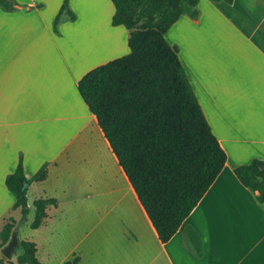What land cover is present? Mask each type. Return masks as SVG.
<instances>
[{
  "label": "crops",
  "instance_id": "obj_1",
  "mask_svg": "<svg viewBox=\"0 0 264 264\" xmlns=\"http://www.w3.org/2000/svg\"><path fill=\"white\" fill-rule=\"evenodd\" d=\"M14 1L12 12L0 7V232L21 218L5 187L21 156L26 179L46 169L27 187L29 211L17 232L34 243L38 264H264V203L234 174L264 162V0H198L197 18L181 16L164 34L226 154L167 243L78 91L87 72L129 53V31L111 25V1L67 0L75 19L63 14L58 34L53 21L63 0ZM94 4L98 18L90 21L85 9ZM105 14L104 43L91 48L88 27ZM39 199L56 206L47 204L33 229ZM20 254L7 261L17 264Z\"/></svg>",
  "mask_w": 264,
  "mask_h": 264
},
{
  "label": "trees",
  "instance_id": "obj_2",
  "mask_svg": "<svg viewBox=\"0 0 264 264\" xmlns=\"http://www.w3.org/2000/svg\"><path fill=\"white\" fill-rule=\"evenodd\" d=\"M3 1L0 0V7L4 11L12 12L18 6L14 0H7L8 5ZM110 1L114 7L111 25L129 31V53L87 72L78 81V91L95 116L158 239L167 243L226 162V154L213 136L179 61L178 48L164 38L181 16L197 18L198 0ZM63 14H68L71 21L75 19L67 0H63L53 21L56 34ZM261 165L264 162L253 160L234 169L237 180L257 193L260 204L264 203ZM45 175L42 166L31 179H26L19 156L15 171L6 176L5 187L15 199L13 209H21V218H10L2 228L0 249L27 220V187L42 181ZM49 203L56 206L54 200L34 202L31 228L40 225ZM17 249H21L17 264H38L34 243L19 240ZM0 264L6 263L0 259Z\"/></svg>",
  "mask_w": 264,
  "mask_h": 264
},
{
  "label": "rangeland",
  "instance_id": "obj_3",
  "mask_svg": "<svg viewBox=\"0 0 264 264\" xmlns=\"http://www.w3.org/2000/svg\"><path fill=\"white\" fill-rule=\"evenodd\" d=\"M6 5H8L10 2L9 1H7V0H4L3 1ZM95 3V2H94ZM95 4L94 5H89V6H87L86 7V9H85V11L86 12H88V18H86V19H89L90 21H94V20H96V18H98L95 14L97 13V12H92L91 10L93 9V10H95ZM15 9H16V7H15ZM107 12V11H106ZM106 15L107 14H105V16H100L99 18H100V20L101 19H103V20H101L100 22H102L101 23V25L100 26H96V25H94V26H92L91 24H90V26L88 27V34L89 35H87V34H85V35H87V37L89 38V41H88V44L91 46V48H92V46H101L104 42H101V41H103V40H101V38H99V37H102L103 36V34L104 33H106V32H108L107 31V24H109L108 22H107V19H106ZM106 21V22H105ZM96 22V21H95ZM107 38V37H106ZM92 40V41H91ZM22 226V225H21ZM13 256H14V254H13ZM13 256H12V258H13ZM8 262L9 261H7L6 259H5V263L6 264H8ZM11 263V262H10Z\"/></svg>",
  "mask_w": 264,
  "mask_h": 264
},
{
  "label": "water",
  "instance_id": "obj_4",
  "mask_svg": "<svg viewBox=\"0 0 264 264\" xmlns=\"http://www.w3.org/2000/svg\"><path fill=\"white\" fill-rule=\"evenodd\" d=\"M260 169L264 170V165H261ZM23 187L25 188L26 185H24ZM18 246H19L18 233H17V231H15L11 235V238L8 241V243L6 244V246L4 248H2L1 251H0L2 256H3V258L6 259V260H11L13 254L17 250Z\"/></svg>",
  "mask_w": 264,
  "mask_h": 264
},
{
  "label": "bare ground",
  "instance_id": "obj_5",
  "mask_svg": "<svg viewBox=\"0 0 264 264\" xmlns=\"http://www.w3.org/2000/svg\"><path fill=\"white\" fill-rule=\"evenodd\" d=\"M107 179V178H106ZM110 179V178H109Z\"/></svg>",
  "mask_w": 264,
  "mask_h": 264
}]
</instances>
